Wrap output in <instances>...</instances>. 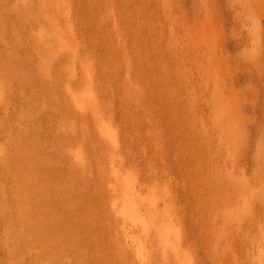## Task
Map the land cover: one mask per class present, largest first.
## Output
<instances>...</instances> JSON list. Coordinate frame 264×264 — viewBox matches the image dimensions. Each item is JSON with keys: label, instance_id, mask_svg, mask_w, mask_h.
Here are the masks:
<instances>
[{"label": "rangeland", "instance_id": "rangeland-1", "mask_svg": "<svg viewBox=\"0 0 264 264\" xmlns=\"http://www.w3.org/2000/svg\"><path fill=\"white\" fill-rule=\"evenodd\" d=\"M216 1L224 10L229 8L227 0ZM190 8V0H0V264H142L143 261V264H160L162 261V264H170L178 257L173 254L171 262L168 259L165 260V251L167 253L171 250L167 247L164 249L165 244L162 246L164 241L160 244V238L165 237V229L162 226H157L160 223L156 222L158 218L171 220L173 214L167 213L168 208L181 211L186 222L180 219V222H177L178 228L179 230L184 229L190 235L188 236L190 240L192 239L190 246L193 247L195 254H198L196 257L198 256L199 264H220L216 254L221 251L228 257L226 264H264L263 186L260 187L259 184L260 188L253 189L251 192L247 189L249 195L244 196L247 192L245 187L248 188L245 183L249 176L247 179L246 176H241L246 179L242 184L244 178L240 179L239 175L241 174L228 173L229 170H226L222 163L219 164L217 170L214 167L212 169L216 172L224 170L223 172H226L227 178L230 179L229 182L237 179L236 176L240 177H238L240 180L237 183L241 182L236 185L227 184L228 186L224 187L225 190L223 187L220 188L221 192L219 189L214 190L215 193L212 190L201 189L199 186L193 185L194 179L191 175L193 167L189 164L188 157L184 158L186 155L184 151L191 150L190 146L192 145V149H195L194 145L198 144V138L203 137L202 123L204 119H208L202 111L201 90H198L195 80L190 78L192 59L185 52L188 35L183 31L187 27L184 25V20H186V11ZM70 49H74L73 52H70ZM78 49H81L80 52ZM101 70L103 72L105 70V74ZM95 79L96 81H94ZM94 87L97 93L94 91ZM240 92L248 95V89L245 86ZM60 102H65V104L68 102L66 104L68 107ZM90 111L92 116L88 113ZM202 118L204 119L202 120ZM85 119L88 122L84 121ZM90 130L97 131V136ZM119 132L122 133L120 135L122 139L119 137ZM91 134L94 135L95 141L98 134L100 137L97 140H103L101 138L103 137V146L100 145L101 140L100 143L94 142L92 137L89 140ZM115 135L120 138L119 148L124 155L114 152L116 149L113 150V148H109L110 151L107 150L104 144L108 142V137L111 139ZM200 135L202 136L198 137ZM234 135H236V137L233 136L234 145L236 141L238 144L235 145V148L238 146L245 150L244 135L237 133ZM123 138H126L125 142H123ZM87 140L91 141L90 145L84 142ZM256 141L249 143L250 147L247 151L249 154L246 152L249 173H254L260 163L257 164L258 158L257 162L254 161L256 159L254 157H257L255 154L259 151V147H255L259 144ZM213 142H207L205 147L207 146L209 149V145L212 146L213 153L218 147L217 152L223 153L224 157L221 158L223 160L229 156L227 151L223 152L226 149L223 150L218 146L219 143L216 144L215 139ZM84 143H86L85 146ZM118 143L116 142V145ZM125 143L128 148L124 147ZM97 144L103 148L102 152H100L102 148L95 150L96 146V149L100 147ZM84 147L88 149L86 151H92V153L89 152V158L82 150L85 149ZM185 148L186 150H184ZM30 150L35 151V161L37 160L36 163L40 168L44 165L45 171L51 169V172L46 171L50 176L49 174L41 175L35 179L36 177L31 171L33 152ZM182 150L184 151L182 152ZM95 151L99 154H96ZM159 151L165 153L166 161H169L167 166L170 167V170H168L173 171L168 173L167 170L170 178H161L162 171L158 166V160H156L158 156H155ZM213 153L208 150L205 152L208 161L211 160ZM251 153H255V156ZM100 154H103L102 157L105 156L103 158H109L102 160ZM125 157L126 159H124ZM109 159H112L113 162L108 161ZM142 159L143 161L153 159V162H143ZM103 165L105 167L110 165V169L106 167L108 171H105ZM46 166L50 168L48 169ZM136 166L138 167L135 168ZM221 166L223 167L221 168ZM254 167L255 169H253ZM135 169L139 170L138 174L141 175L136 174ZM107 172L108 174H106ZM105 174L108 178L111 175L109 178L111 180L107 179ZM93 176L94 178H92ZM97 178L102 182L98 181L99 179L94 180ZM259 179L257 178V180ZM35 181L39 186L35 184ZM146 182L151 183L147 184ZM44 183L46 185H43ZM98 183L102 189L105 183L104 188L107 189L106 192L109 190L110 193L105 194L106 189H103L104 196L100 194L103 193L102 189V192L98 193L100 190V186H97ZM132 184L135 192L133 188L128 190ZM154 184L159 186H157L159 190ZM32 186L36 188L37 195L41 197L34 196L33 202ZM236 188L238 189L236 190ZM44 189L47 195L43 194L45 193ZM92 189L97 193L95 191L92 193ZM157 191H160V194L163 192L162 197ZM222 191L225 193L222 194ZM115 192L118 196L114 195ZM91 194H97L99 199L91 201L93 198V195L92 198L89 196ZM206 195L215 199L212 200L210 196L207 199ZM229 195L231 196L229 197ZM111 197H115V199L112 200ZM217 198L219 202L216 200ZM160 199L162 204L159 209L161 211L155 209V203ZM104 200L107 203L103 204ZM163 202L166 203L163 204ZM212 202L215 204L213 205ZM95 203L101 205L96 207ZM86 204H94L91 205L93 209L86 207ZM101 206L104 213L99 214L104 219H100L101 215L96 216L98 208L102 211ZM117 206L119 207L117 208ZM31 211L37 213H35L38 216L36 220ZM145 211L146 213L143 214ZM86 212H91V215H86ZM83 215L86 216L83 217ZM104 215L112 217V219L109 217L111 221L107 218L108 216ZM209 215L211 216L209 217ZM81 216L84 220L89 219L90 216L91 218L98 217L100 224L97 223V218L96 220L92 218L86 220L84 226ZM211 217L215 221L218 220L217 223ZM172 219H174V223L177 220L174 217ZM201 219L208 223L206 221L203 223ZM33 220L39 222V224L37 223L39 226L46 227L38 226L36 233H33L35 228L33 229L32 226V230H30L29 227L30 223H35ZM103 220L109 226L106 227ZM122 220L130 222L128 229L123 228L120 222ZM148 220L149 222H147ZM88 221L92 222V226ZM41 222L43 224H40ZM93 222L96 224V228L98 226L97 229L93 228ZM63 223L66 224L65 227L68 225L66 230L63 229ZM201 224H203L202 227H200ZM101 226L105 233L114 231L119 234H104L102 230L103 233L100 231ZM110 226L112 229L114 227V230H109ZM116 226L117 229H115ZM136 226L141 229L138 230ZM55 227H58L56 229H59L60 232L55 230ZM83 227L87 230L96 229V232L90 234L94 232L93 229L87 232ZM49 228H53V230L49 231ZM118 229L119 231H115ZM37 230L40 232L38 233ZM54 230L55 232H53ZM205 230L208 232H204ZM155 232L157 233L155 234ZM146 233L149 236L152 234L161 237L153 238L152 235V237H148ZM116 235L120 236L116 239ZM72 238H74L73 241ZM114 240L116 246L112 244L115 242ZM118 242L122 243L119 245ZM130 244L132 245L130 246ZM159 247H163V249ZM130 251L132 252L130 253ZM127 255L130 257L128 258ZM236 258L237 260H235ZM145 260L151 261L145 263Z\"/></svg>", "mask_w": 264, "mask_h": 264}, {"label": "bare ground", "instance_id": "bare-ground-1", "mask_svg": "<svg viewBox=\"0 0 264 264\" xmlns=\"http://www.w3.org/2000/svg\"><path fill=\"white\" fill-rule=\"evenodd\" d=\"M228 1V5H229V8L224 10L223 8L220 7V5L218 4V2L216 0H190L191 2V8L190 10L186 11V16H185V23L184 25L187 26L184 28V32L186 34L187 32V35H188V38L185 42V52L189 54V56L191 57L192 59V62H191V77L190 78H193L195 80V84H197L198 86V90H201V101H202V105H203V110L204 111V115L208 118V119H204L202 118V120L204 119L203 123H202V134H203V137H201L202 135L198 136V137H201L198 138V144L197 145H194L195 146V149H192L193 145L190 146L191 147V150L187 149L186 148L184 150H182V152L184 151L185 152V157H188L189 159V164H191V167L192 168V171H191V175H192V178L194 179V181L191 182L193 183V185H196V186H199L201 189H205V190H212L213 193H215V191H217V189L220 190V188L223 187H226L227 184H238L240 182L237 183V181H239L240 179L242 180V178L244 177H241V176H246V179L247 177L249 176V179H247L246 183H245V178H244V181L242 184L245 183V185L248 187L246 188L245 186H242V187H245V189H249L250 192L251 190L253 191V189H258L260 188L261 186H263L262 190H264V0H227ZM223 2V1H222ZM221 4V3H220ZM224 4V3H223ZM62 5V4H60ZM28 7V6H27ZM64 8V7H63ZM71 10V9H70ZM72 11V10H71ZM70 11V12H71ZM59 17V16H58ZM62 17V16H61ZM71 19V18H70ZM76 31V29H75ZM180 32V31H179ZM72 34V33H71ZM71 36V35H70ZM78 36V35H77ZM186 36V35H185ZM66 37V36H65ZM75 39V38H74ZM75 41V40H74ZM73 43V42H72ZM76 43V42H75ZM75 45V44H74ZM72 47V46H71ZM81 48V46H80ZM71 50V49H70ZM74 50V49H73ZM73 50H71L70 52H73ZM79 50V49H78ZM81 50V49H80ZM79 50V52H80ZM85 50V49H84ZM183 50V49H182ZM83 51V50H82ZM81 51V52H82ZM56 52V51H55ZM66 52V51H65ZM50 55V54H49ZM71 56H73L72 54H70ZM76 56V55H75ZM74 56V57H75ZM82 56V55H81ZM91 56V55H90ZM69 58V57H68ZM83 58V57H82ZM84 59V58H83ZM82 59V60H83ZM93 59V58H92ZM81 60V61H82ZM68 61V60H67ZM79 61V60H78ZM85 61V60H84ZM60 62V61H59ZM70 62V61H69ZM87 62V61H86ZM85 62V63H86ZM62 63V62H61ZM76 63V62H75ZM78 63V62H77ZM96 63V62H95ZM65 65V64H64ZM90 65V64H89ZM96 65V64H95ZM80 67V66H79ZM89 67V66H88ZM77 68V67H76ZM81 68V67H80ZM79 68V69H80ZM101 68V67H100ZM84 69V68H83ZM78 70V69H77ZM53 71V70H52ZM82 71V69H81ZM100 71V70H99ZM102 71V70H101ZM54 72V71H53ZM103 72V71H102ZM105 72V70H104ZM103 72V73H104ZM108 72V71H107ZM135 72V71H134ZM65 73V72H64ZM68 73V72H67ZM82 73H84L82 71ZM80 74V73H79ZM98 74H100V72H98ZM102 74V73H101ZM105 74V73H104ZM35 75V74H34ZM51 75V74H49ZM84 75V74H83ZM97 75V74H96ZM108 75V74H107ZM112 75V74H111ZM123 75V74H122ZM101 76V75H99ZM106 76V75H104ZM79 77V76H78ZM82 77V76H81ZM133 77V76H132ZM39 78V77H38ZM86 78V77H84ZM83 79V78H82ZM110 79V78H109ZM109 79H107L109 81ZM76 80V78H75ZM111 80V79H110ZM193 80V81H194ZM81 81V80H80ZM96 81V79L94 80ZM93 81V82H94ZM101 81V80H99ZM104 81V80H103ZM71 82V81H70ZM113 82V81H112ZM192 82V80H191ZM148 83V82H147ZM72 84V83H71ZM79 84V83H78ZM102 84V83H101ZM110 84V83H109ZM108 84V86H109ZM192 85V83H190ZM194 84V83H193ZM53 85V84H52ZM82 85V84H81ZM73 86V85H72ZM113 86V85H111ZM196 86V85H195ZM246 87L248 89V95L247 93L246 94H241L240 90L243 88V87ZM190 87V86H189ZM192 88V86L190 87ZM194 88V87H193ZM147 90V89H145ZM144 90V91H145ZM193 90V89H192ZM94 91L96 92V89L94 87ZM109 91V90H108ZM195 91V90H194ZM110 92V91H109ZM114 92V91H113ZM147 92V91H146ZM196 92V91H195ZM246 92V91H245ZM97 93V92H96ZM189 93V92H188ZM127 94V93H126ZM191 94V93H190ZM91 95V94H90ZM98 95V94H97ZM92 96V95H91ZM126 96V95H125ZM148 96V95H147ZM192 96V95H191ZM143 97V96H142ZM189 97V96H188ZM196 97V96H195ZM106 98V97H105ZM110 98V97H109ZM139 98V97H138ZM146 98V97H145ZM174 98V97H172ZM184 98V97H183ZM90 99V98H89ZM177 99V98H176ZM88 100V99H87ZM120 100V99H119ZM172 100V99H171ZM197 100V98H196ZM61 101V100H60ZM64 101V100H63ZM99 101V100H98ZM178 101V100H177ZM191 101V100H190ZM62 102V101H61ZM60 102V103H61ZM89 102V101H88ZM100 102V101H99ZM135 102V101H134ZM176 102V101H175ZM193 102V101H192ZM68 102H66L67 104ZM73 103V102H72ZM61 104H65V102L61 103ZM65 104V105H66ZM179 104V103H178ZM64 105V106H65ZM83 105V104H82ZM85 105V104H84ZM131 105V104H130ZM135 105V104H134ZM201 105V104H199ZM67 106V105H66ZM190 106V105H189ZM68 107V106H67ZM84 107V106H83ZM132 107V106H131ZM200 107V106H199ZM90 108V107H89ZM101 108V107H100ZM193 109V107H191ZM82 109V108H81ZM85 109V107H84ZM88 109V108H86ZM92 109V108H90ZM149 109V108H148ZM163 109V108H162ZM76 110V109H75ZM78 110V109H77ZM89 110V109H88ZM87 110V111H88ZM143 110V108H142ZM156 110V109H155ZM194 110V109H193ZM192 110V111H193ZM198 110V109H197ZM79 111V110H78ZM81 111V110H80ZM85 111V110H84ZM93 111V109L91 110ZM90 112L89 115H90ZM95 111V110H94ZM195 111V110H194ZM191 112V111H190ZM77 113V112H76ZM147 113V112H146ZM180 113V112H179ZM193 113V112H192ZM195 113V112H194ZM81 114V113H80ZM87 114V113H86ZM116 114H118L116 112ZM175 114V113H173ZM199 114V113H198ZM74 115V113H73ZM84 115V114H82ZM172 115V114H171ZM187 115V114H186ZM189 115V114H188ZM195 115V114H194ZM193 115V116H194ZM203 115V117H204ZM92 116V115H90ZM95 116V115H94ZM200 116V115H199ZM198 116V117H199ZM85 117V115H84ZM88 117V116H87ZM104 117V116H103ZM152 117V116H150ZM154 117V116H153ZM189 117V116H188ZM205 117V118H206ZM95 118V117H94ZM142 118V117H141ZM159 118V117H158ZM178 118V117H176ZM196 118V117H194ZM201 118V117H200ZM92 119V118H91ZM143 119V118H142ZM153 119V118H152ZM151 119V120H152ZM89 120V119H87ZM154 120V119H153ZM168 120H171V119H168ZM175 120V119H174ZM201 120V122H202ZM86 121V119L84 120ZM83 121V122H84ZM97 121V120H96ZM113 121V120H112ZM184 121V120H183ZM188 121V120H187ZM192 121V120H191ZM88 122V121H86ZM93 122V121H92ZM147 122V121H146ZM190 122V121H189ZM200 122V121H199ZM198 122V124H199ZM97 123V122H96ZM144 123V122H143ZM186 123V122H185ZM85 124V123H84ZM156 124V123H155ZM184 124V123H183ZM182 124V125H183ZM193 124V123H191ZM180 125V124H179ZM188 125V124H187ZM194 125V124H193ZM113 126H115L113 124ZM157 126V124H156ZM162 126V125H161ZM190 123H189V127H190ZM195 126V125H194ZM193 126V127H194ZM196 127V126H195ZM201 127V126H200ZM90 128V127H89ZM163 128V127H162ZM185 128H188L185 126ZM192 128V127H191ZM198 128V127H197ZM85 129V128H84ZM193 129V128H192ZM88 130V129H87ZM95 130V129H94ZM180 130V129H179ZM196 130V128H195ZM198 130V129H197ZM77 131V130H76ZM91 131V130H90ZM89 131V133H90ZM120 131V130H119ZM144 131V130H143ZM155 131V130H154ZM165 131V130H164ZM191 131V130H190ZM201 131H198L199 133H201ZM81 132V131H80ZM93 132V130L91 131ZM97 131H94L93 133H95V136H97L96 133ZM82 133V132H81ZM141 133V132H140ZM166 133V132H165ZM235 133L237 134H240V135H244L245 137V142H246V146L244 147L245 150L241 147H236L235 148V145H238L237 144V139H234L236 142H235V145H234V141H233V136L236 137V135H234ZM122 134V133H121ZM120 132H119V137L122 139V137L120 136L121 135ZM189 135V134H187ZM191 135V133H190ZM199 135V134H198ZM94 136V135H93ZM92 134L90 135L89 137V140L90 138L92 140H94L95 137H93ZM146 136V135H145ZM183 136V135H182ZM193 136V135H192ZM99 134H98V137L99 138ZM117 135L113 136V138H109L108 137V142L104 143L106 145V148L107 150H109V148H113V150H115L114 152L116 153H120L122 154L120 148H119V144L118 142H120V138H119ZM96 138V141L94 140V142L96 143H100V140H97ZM103 140L104 138L101 137ZM190 138V136H189ZM239 138V137H237ZM242 138V137H240ZM124 139V138H123ZM126 139V138H125ZM125 139L123 142H125ZM215 139V142L216 144H218V146L225 150L223 152H226L227 151V155H229L228 157H226L224 160L221 159L223 158V153L221 152H217L218 150V147L216 152L213 153L214 151H212L210 145H209V149L208 147L206 146L205 147V144H208L210 141L212 143L213 140ZM84 141L86 142L87 144L90 145L91 141ZM103 140H101V144L103 146ZM240 140V139H239ZM257 140V141H256ZM251 141L253 142H258L259 144L255 145V147H259V151H255V155H257V157H254V161L257 162V164L259 163V167H260V164H261V167H257V169H255V167L253 169H255V172L254 173H249V167H248V162H247V159H246V156L247 154H249L248 149H249V143H251ZM116 142L118 143V145H116ZM128 143V141H126ZM159 142V141H158ZM208 142V143H207ZM86 143H84V146L86 145ZM95 143V144H96ZM83 144V143H82ZM94 145V144H93ZM98 146H100L99 144H97ZM129 145V144H127ZM165 145V144H164ZM163 145V146H164ZM178 145V144H177ZM43 146V145H42ZM83 146V145H82ZM88 146V145H87ZM121 146V145H120ZM124 146V145H123ZM240 146V144H239ZM243 146V145H242ZM124 147H127L126 146V143H125V146ZM123 147V148H124ZM149 147V146H148ZM213 147H214V144H213ZM85 149H82L84 150V153L86 155L87 158L90 157V153H92V151H86L88 149H86V147H84ZM97 146L95 147V150H99V148H102L101 146L98 147V149H96ZM105 148V146H104ZM105 148V149H106ZM128 148V147H127ZM132 148V147H131ZM134 148V147H133ZM132 148V149H133ZM161 148V147H160ZM181 148V147H180ZM207 148V149H206ZM30 149V148H29ZM93 149V148H92ZM130 149V148H129ZM128 149V150H129ZM157 149V148H156ZM221 149H219L221 151ZM257 149V150H258ZM90 150V149H89ZM94 150V149H93ZM103 148L101 149L100 152H102ZM160 150V149H159ZM164 150V148H163ZM207 150L211 153H213L212 157H211V160L208 161L207 159V155L205 154V152H207ZM110 151V150H109ZM124 151V150H123ZM254 151V150H253ZM30 152H33L32 155H31V158H32V163H31V171L34 173L35 175V179H37V177L39 176H44V175H48L49 173H46L47 172H51V169L48 168V166H46L49 171L46 169V171L44 170L43 166H41V168L37 165L36 161H35V158H36V153L35 151L33 150H30ZM90 152V153H89ZM97 151H95L96 153ZM99 152V151H98ZM105 152V150H104ZM139 152V151H138ZM247 152V154H246ZM93 153V154H95ZM107 153V152H106ZM113 153V151H112ZM125 153V152H124ZM137 153V152H136ZM140 153V152H139ZM169 153V152H167ZM96 154H99V153H96ZM105 154V153H104ZM142 154V153H141ZM147 154V153H146ZM179 154V153H178ZM182 154V153H181ZM226 154V153H225ZM253 154V153H251ZM253 154V155H254ZM100 158L105 159L106 158H109V157H106V158H103L105 156L102 157L103 154H100ZM112 155V154H111ZM115 156L117 154H114ZM124 155V154H122ZM158 156L156 160H158V166L159 168L161 169L162 171V177H167V178H170L168 177V173L170 172L168 166H167V162L166 161V154L159 151L157 154H155V156ZM165 155V157H164ZM254 155V156H255ZM93 156V155H92ZM108 156V155H107ZM120 156V155H119ZM152 156V155H151ZM182 156V155H181ZM184 156V155H183ZM182 156V157H183ZM94 157V156H93ZM96 157V155H95ZM99 157V156H97ZM124 157V156H123ZM140 157V156H139ZM167 157H169V155H167ZM248 157V156H247ZM98 158V159H100ZM136 158V156H135ZM142 158V157H141ZM140 158V159H141ZM146 158V157H145ZM151 158V157H150ZM155 158V157H154ZM220 158V159H219ZM250 158V157H249ZM258 158V160H257ZM86 159V158H85ZM92 159V158H91ZM94 159V158H93ZM117 159V158H116ZM115 159V160H116ZM126 159V157L124 158ZM128 159V158H127ZM147 159V158H146ZM173 159V158H172ZM171 159V160H172ZM182 159V158H181ZM252 159V157H251ZM87 160V159H86ZM90 160V159H89ZM97 160V159H96ZM104 160V161H105ZM153 160V159H152ZM152 160H146L147 163L151 162ZM155 160V161H156ZM170 160V161H171ZM226 160V161H225ZM108 161H112V159L108 160ZM107 161V162H108ZM143 161V159H142ZM146 161H143V162H146ZM154 161V162H155ZM188 161V160H187ZM225 161V162H223ZM113 162V161H112ZM140 163H142L141 161H139ZM153 162V161H152ZM172 162V161H171ZM250 162V161H249ZM253 162V161H252ZM89 163V162H88ZM87 163V165H88ZM118 163V161H117ZM126 165L128 163V160L127 162H125ZM224 164V168L226 167V170H229L228 173L232 174V175H236L237 173H240L241 175L239 176H236L237 179L235 178L234 180H231L230 182L228 180H230L229 178H227L226 176V172L224 173L223 171L224 170H221L222 172H216L215 170H213L212 168L214 167L216 170L217 168H219V164ZM102 164V163H101ZM106 164V163H105ZM108 164V163H107ZM152 164V163H151ZM188 164V163H187ZM256 164V163H255ZM99 165V163H98ZM124 165V164H122ZM254 165V164H252ZM251 165V166H252ZM104 166V165H103ZM110 166V165H109ZM109 166L106 167L108 169ZM115 166V165H114ZM113 166V167H114ZM118 166V165H117ZM133 166V165H132ZM263 166V167H262ZM45 167V168H46ZM96 167V166H95ZM105 167V166H104ZM102 167V168H104ZM104 168V170L106 171L107 168ZM120 167V166H119ZM123 167H127V166H123ZM138 166H136L135 168H137ZM173 167V166H172ZM180 167V166H179ZM189 166V168H191ZM223 166H221L222 168ZM253 167V166H252ZM128 168V167H127ZM133 168V167H132ZM188 168V169H189ZM251 168V167H250ZM99 169V168H98ZM100 169H101V166H100ZM131 169V167H130ZM134 169V168H133ZM140 169V168H139ZM169 169V170H168ZM88 170V169H87ZM103 170V169H102ZM127 170V169H126ZM141 170V169H140ZM167 170H168V173H167ZM252 170V169H251ZM104 171V173H105ZM108 171V170H107ZM110 171V170H109ZM136 174H138L139 170H136L135 169ZM153 171V170H152ZM178 171V170H177ZM240 171V172H239ZM242 171V173H241ZM103 172V171H102ZM131 172V171H130ZM173 172V171H171ZM170 172V173H171ZM110 173V172H109ZM124 173V172H123ZM122 173V174H123ZM140 173V172H139ZM157 173V172H156ZM160 173V172H159ZM176 173V172H175ZM190 173V172H189ZM108 174V172L106 173ZM106 174L104 176H106ZM153 174V173H152ZM151 174V175H152ZM103 174H101V177ZM121 175V174H120ZM132 175V174H131ZM138 175H141V174H138ZM137 175V176H138ZM143 175V173H142ZM154 175V174H153ZM152 175V176H153ZM189 175V174H188ZM50 176V174H49ZM111 175H109V178H110ZM118 176V175H117ZM122 176V175H121ZM156 176V174L154 175ZM252 176V179H250V177ZM98 177V176H97ZM100 177V178H101ZM107 179L108 176H106ZM141 177V176H140ZM150 177V176H149ZM181 177V176H180ZM234 177V176H233ZM240 179H239V178ZM44 178V177H43ZM43 178L41 179L42 182H43ZM94 178V176L92 177ZM91 178V180H92ZM120 178V177H118ZM151 178V177H150ZM154 178V177H153ZM156 178V177H155ZM154 178V179H155ZM182 178V177H181ZM257 178H260L259 180H257ZM46 179V178H45ZM50 179V177H49ZM99 178L97 179H94V180H98ZM106 179V178H105ZM104 179V180H105ZM122 179V177H121ZM153 179V180H154ZM189 179V178H188ZM191 179V178H190ZM103 180V181H104ZM111 180V179H109ZM108 180V182H109ZM113 180V179H112ZM164 180V179H163ZM98 181H101L100 179ZM146 179L144 180V183H145ZM158 181V180H157ZM160 181V180H159ZM158 181V182H159ZM37 181H35V184ZM102 182V181H101ZM112 182V181H111ZM100 183V182H99ZM98 183V184H99ZM115 183V182H114ZM119 183V182H118ZM147 183V182H146ZM149 183V182H148ZM147 183V184H148ZM151 183V182H150ZM149 183V184H150ZM161 184L163 182H160ZM195 183V184H194ZM101 184V183H100ZM97 185L98 187L100 186ZM171 184V183H170ZM259 184H260V187H259ZM32 185V184H31ZM34 185V184H33ZM38 185V184H37ZM35 185V186H37ZM43 185H46L45 183ZM105 185V183H104ZM104 185H103V189L105 190L106 188H104ZM106 185L108 186V184L106 183ZM136 185V184H135ZM152 185V184H151ZM150 185V186H151ZM240 185V184H239ZM39 186V185H38ZM117 186V184H116ZM120 186V185H119ZM149 186V185H148ZM154 186H156L154 184ZM158 186V185H157ZM156 186V187H157ZM228 186V185H227ZM238 186V185H237ZM241 186V185H240ZM239 186V187H240ZM31 187V186H30ZM109 187V186H108ZM107 187V188H108ZM121 187V186H120ZM124 187V186H123ZM122 187V188H123ZM146 187V186H145ZM153 187V186H151ZM159 187V186H158ZM157 187V189H158ZM197 187V188H199ZM241 187V188H242ZM42 188V187H41ZM45 188V187H43ZM121 188V189H122ZM133 188V191L135 192V188H134V185L132 184V187L128 188V190L132 189ZM38 189V188H37ZM97 190V187L95 188ZM99 192L100 191L102 192V187L100 186L99 187ZM102 189V190H101ZM110 189V188H108ZM156 189V188H155ZM226 189V188H225ZM224 189V190H225ZM231 189V188H230ZM238 188H236L237 190ZM48 190V189H47ZM74 190V189H73ZM96 190H93L92 189V193H94L93 191H95V193H97ZM104 190H103V193H100L101 195L104 196ZM120 190V189H118ZM159 190V189H158ZM174 190V187L172 189V191ZM215 190V191H214ZM229 190V189H228ZM39 191V190H37ZM43 191V190H42ZM45 193H46V190L44 189ZM43 191V192H44ZM107 189L105 190V194L108 195V192H106ZM123 191V190H122ZM162 191V190H161ZM211 191V193H212ZM233 191V190H232ZM41 193V189L39 191ZM124 192V191H123ZM128 192V191H126ZM142 192V191H141ZM159 192V195H161L162 197V194L163 192H161L160 194V191H157ZM219 192V191H218ZM221 192V190H220ZM219 192V194H220ZM224 194L225 192L222 191ZM31 193H32V202H33V199H35L34 196L37 195V192H36V188L32 186L31 188ZM43 193L44 195H47V193L45 194ZM90 193V192H89ZM110 193V192H109ZM114 193V192H113ZM117 192H115V196H118L116 195ZM203 193V192H202ZM205 193V192H204ZM203 193V194H204ZM210 193V191H209ZM212 193V194H213ZM229 193V191H228ZM49 194V193H48ZM98 194V195H100ZM120 194V192H119ZM143 194V193H142ZM150 194V192H149ZM174 194V193H172ZM201 194V193H200ZM207 194V193H206ZM211 194V195H212ZM218 194V196H219ZM93 194L89 195L90 197L92 196ZM97 194H94L93 195V198L91 199L92 200H96ZM113 195V196H114ZM137 195V194H136ZM214 195V194H213ZM212 195V196H213ZM235 195V194H234ZM237 195V194H236ZM249 195V191L247 190V192H245L244 196H248ZM251 195V193H250ZM70 196V195H69ZM96 196V197H95ZM110 196V195H109ZM107 196V197H109ZM182 196V195H181ZM208 196L210 195H206L207 199ZM212 196H210L212 198ZM221 196V195H220ZM225 196V195H224ZM231 195H229L230 197ZM36 197H40V196H36ZM71 197V196H70ZM95 197V198H94ZM100 197V196H99ZM106 197V198H107ZM150 197V195H149ZM152 197V195H151ZM164 197V196H163ZM169 197V196H168ZM217 197V196H216ZM235 197V196H234ZM233 197V198H234ZM41 198V197H40ZM44 198V197H43ZM110 198V197H109ZM112 198V197H111ZM115 199V197H113ZM112 198V200H113ZM137 198V197H136ZM203 198V197H202ZM205 198V197H204ZM203 198V199H204ZM219 198V197H218ZM218 198L216 200H218ZM222 198V197H221ZM239 198V197H238ZM90 199L88 200L90 202ZM99 199V198H97ZM105 199V198H104ZM134 199V198H133ZM140 199V198H139ZM176 199V197H175ZM202 199V200H203ZM215 198H212V200H214ZM223 199V198H222ZM107 200V199H106ZM219 200H221L219 198ZM218 200V202H219ZM240 200V199H239ZM238 200V201H239ZM101 201V199H100ZM99 201V202H100ZM109 201V199H108ZM121 201V200H120ZM166 201V200H165ZM175 201V200H174ZM173 201V202H174ZM177 201V200H176ZM206 201V200H204ZM210 201V200H209ZM223 201V200H222ZM236 201V200H235ZM88 202V203H89ZM95 202V201H93ZM105 200L102 202L104 204ZM172 202V203H173ZM185 202V201H184ZM216 202V205H218ZM232 202V201H231ZM38 203V202H37ZM101 203V202H100ZM107 203V202H105ZM166 202H163V204H165ZM179 203V202H178ZM213 203V202H212ZM221 203V201H220ZM229 203V202H228ZM237 203V202H235ZM32 204H35V203H32ZM143 204V203H142ZM161 199L160 200H157L156 203H155V209L156 210H160L159 208L161 207ZM201 204V203H200ZM215 203H213L214 205ZM240 204V203H238ZM237 204V205H238ZM87 205V204H86ZM91 205H94V204H90V205H87L86 207L88 208H91L93 209ZM96 207L97 205H101V204H96ZM109 205V203H108ZM139 205V204H138ZM145 205V204H144ZM147 205V204H146ZM174 205V203H173ZM212 205V204H211ZM215 205V206H216ZM222 205V204H221ZM220 205V206H221ZM35 206V205H34ZM33 206V207H34ZM80 206V205H79ZM91 206V207H89ZM105 207V205H102ZM101 206V208H102ZM180 206V204H179ZM178 206V207H179ZM185 206V204H184ZM210 206V205H209ZM219 206V207H220ZM84 207V206H83ZM95 207V206H94ZM96 207H95V210H96ZM100 207V206H99ZM119 206H117L118 208ZM145 207V206H144ZM147 207V206H146ZM145 207V208H146ZM164 207V206H163ZM177 207V208H178ZM213 207V206H212ZM106 208H107V205H106ZM109 208V206H108ZM140 208V206H139ZM152 208V207H151ZM188 208V207H187ZM214 208V207H213ZM217 208V207H216ZM226 208V207H225ZM253 208V207H252ZM260 208V207H259ZM37 209V208H35ZM100 209V208H98ZM98 209H97V215H101L99 213H104L103 211V208H102V211L101 209L99 210L100 212H98ZM105 209V208H104ZM219 209V208H218ZM223 209V208H222ZM221 209V210H222ZM94 210V212H95ZM108 210V209H107ZM147 210V209H146ZM153 210V209H152ZM217 210V209H216ZM250 210V209H249ZM36 211V210H35ZM89 211V210H88ZM87 211V212H88ZM93 211V210H92ZM109 211V210H108ZM154 211V210H153ZM161 211V210H160ZM206 211V210H204ZM35 215L34 211H31V214ZM85 213L86 215L90 214V213ZM105 212H106V209H105ZM131 212V211H130ZM140 212V211H139ZM207 212V211H206ZM212 212V211H211ZM217 212V211H216ZM225 212V211H224ZM223 212V214H224ZM78 213V212H77ZM102 213V214H103ZM113 213V212H112ZM146 211L143 213L145 214ZM152 213V212H151ZM155 213V212H154ZM167 213L168 214H173L172 216L175 218V220H179L174 223V219L170 218L171 220H167L165 218H158L156 220L157 224L160 223L159 225L157 226H162L165 231H164V235L165 237L160 238L161 236L160 235H155V236H160V241L162 244L163 242V245L165 244V248H169L171 251H165V260L168 259L169 262H171V260L173 259L172 255L174 254L175 256H177L178 258L175 259V260H172V262L170 264H199L198 263V259L196 257V255L198 254H195L196 252L193 250V247L190 246V242L191 240L189 239L188 236H190L189 234H187L185 232V230H179L178 228V225H177V222H180V219L181 221H183V215L181 214V211H179L178 209H175L172 210V209H167ZM200 213V212H199ZM204 212L202 211V214ZM209 213V211H208ZM37 214V213H36ZM74 214V213H73ZM106 214V213H105ZM132 214V213H131ZM159 214V213H158ZM215 214V213H214ZM220 214V213H219ZM86 215H83V217H85ZM91 215V214H90ZM150 215V213H149ZM208 215V214H207ZM254 215V214H253ZM252 215V216H253ZM256 215V214H255ZM104 216H108V215H104ZM137 216V215H136ZM143 216V215H142ZM157 216V215H155ZM189 216V215H188ZM201 216V215H200ZM205 216V215H204ZM203 216V219H205ZM211 215H209L210 217ZM213 216V215H212ZM223 216V215H222ZM250 216V215H249ZM259 216V215H258ZM34 217V216H33ZM36 216L35 215V220H36ZM81 216V218H83ZM102 217V215H101ZM110 216H108L107 218H109ZM115 217V216H114ZM147 217V216H146ZM163 217V216H162ZM214 217V216H213ZM211 217V218H213ZM257 217V215H256ZM78 218V217H77ZM88 218V216H87ZM93 219L98 220V217H92ZM91 216L89 219H92ZM106 218V219H107ZM112 219V217H110ZM109 218V219H110ZM117 218V217H116ZM116 218H114V220H116ZM125 218V217H124ZM202 218V217H201ZM89 219H86V220H89ZM100 219H104L103 217L100 218ZM111 219L109 221H111ZM152 219V217H151ZM187 219V218H186ZM258 219V218H257ZM39 220V219H38ZM86 220H84L83 218V225L84 223L86 222ZM95 220H91V221H95ZM118 220V219H117ZM150 220V219H149ZM149 220L147 222H149ZM198 220V219H197ZM202 220V219H201ZM209 220V219H207ZM214 220V218L212 219ZM211 220V221H212ZM222 220V219H221ZM219 220V221H221ZM226 220V219H225ZM31 221V220H30ZM67 221V220H66ZM104 221V220H103ZM185 221V220H184ZM193 221V220H192ZM206 221V220H205ZM204 221V222H205ZM218 221V220H217ZM217 221L214 220L215 223H217ZM255 221V220H254ZM261 221V220H260ZM32 222V221H31ZM33 222L35 223H30L29 227H30V230H32V228L35 230L33 231V233H36V229L38 228V224L39 222L37 221H34ZM99 222V223H98ZM105 222V221H104ZM108 222V221H107ZM117 222V221H116ZM121 224L123 225V228L124 229H128L129 228V223L125 220H122L120 221ZM186 222V221H185ZM201 222V221H200ZM203 222V220H202ZM203 222V223H204ZM208 223V221H206ZM223 222V221H222ZM257 222V220H256ZM38 223V224H37ZM66 223V222H64ZM63 223V224H64ZM88 223H90V226H92V222L88 221ZM87 223V224H88ZM98 224H100V221L98 220L97 221ZM115 223V222H113ZM213 223V222H212ZM259 223V221H258ZM257 223V224H258ZM40 224H43L42 222ZM86 224V223H85ZM94 224V222H93ZM106 224V222H105ZM118 224V223H116ZM116 224H113L114 226ZM219 224V222H218ZM224 224V222H223ZM252 224V223H251ZM66 224H64V228L63 229H67ZM96 224L93 225V228H96L95 226ZM111 225V224H110ZM112 225V226H113ZM203 224H201L200 227H202ZM214 225V224H213ZM213 225L211 226L213 228ZM256 225V224H255ZM33 226V227H32ZM43 226V225H42ZM85 226V225H84ZM103 226V225H102ZM102 226L99 228L100 231L102 230ZM109 226L106 224V227ZM133 226V225H132ZM206 226V225H205ZM216 228H217V225L215 224ZM214 226V227H215ZM245 226V225H243ZM247 226V225H246ZM253 226V225H252ZM32 227V228H31ZM41 227V226H39ZM43 227H46V226H43ZM41 227V228H43ZM86 227L88 228V226L86 225ZM105 227V228H106ZM119 227V226H118ZM137 227V226H136ZM152 227V225H151ZM189 227V226H188ZM208 227V226H207ZM58 227H55V230L59 231V229H56ZM62 229V227H60ZM69 228V227H68ZM87 228L83 229L84 230H87ZM93 228L89 229L90 230H87V232L91 231ZM98 228V226H97ZM96 228V229H97ZM108 228H111L109 230H114V227L112 229V227H108ZM138 230L141 229L140 227H137ZM142 228H145V227H142ZM185 228V227H184ZM206 228V227H205ZM209 228V227H208ZM219 228V227H218ZM50 229L53 230V228H49V231ZM62 229V230H63ZM70 229V228H69ZM82 229V230H83ZM96 229H93L94 232H91L90 234L92 233H95L96 232ZM115 229H117V226L115 227ZM155 229V228H154ZM204 229V228H203ZM227 229V228H226ZM225 229V230H226ZM246 229V228H245ZM38 230H41V229H38ZM37 230V231H38ZM55 230L53 232H55ZM104 230V229H103ZM102 230V231H103ZM108 230V229H107ZM151 230V229H150ZM150 230H149V233H150ZM159 230V229H158ZM210 230V229H209ZM215 230V229H213ZM217 230V229H216ZM56 231V233H57ZM64 231V230H63ZM101 231V232H102ZM105 231V230H104ZM103 231V232H104ZM115 231H119L118 230H115ZM131 231V230H130ZM129 231V232H130ZM142 231V230H140ZM153 231V229H152ZM151 231V233H152ZM40 231H38L39 233ZM76 232V231H75ZM79 232V231H78ZM85 233V231H83ZM86 232V233H87ZM102 232V233H103ZM107 232V231H106ZM128 232V233H129ZM133 232V230H132ZM135 232V231H134ZM158 232V231H157ZM155 232V234L157 233ZM163 232V231H161ZM204 232H208V231H204ZM203 232V233H204ZM215 232V231H214ZM32 233V234H33ZM55 233V234H56ZM67 233V232H65ZM77 233V232H76ZM108 233V232H107ZM104 232V234H107ZM110 231H109V235H110ZM113 233H118L119 232H114ZM111 233V234H113ZM121 233V232H120ZM202 233V232H201ZM253 233V232H252ZM58 234V233H57ZM63 234V232H62ZM73 234V233H72ZM88 234V233H87ZM136 234V233H135ZM140 234V233H139ZM143 234V233H142ZM147 234V233H146ZM153 234V233H152ZM150 234H147L148 237H152L153 238L155 237L154 235ZM161 234V233H160ZM83 235V234H82ZM115 235V234H113ZM144 235V234H143ZM152 235V236H151ZM217 235V234H216ZM36 236V235H35ZM84 236V235H83ZM108 236V235H106ZM118 236L120 235H116V239L118 238ZM145 236V235H144ZM206 236V234H205ZM86 237V236H85ZM36 238H38L36 236ZM67 238V237H66ZM65 238V239H66ZM71 238V237H70ZM152 238V239H153ZM158 238V240H159ZM74 238H72L71 240L73 241ZM115 239V240H116ZM121 239V238H120ZM119 239V240H120ZM144 239V238H143ZM162 239V240H161ZM39 240V239H38ZM68 240V239H67ZM114 240V241H115ZM118 240V241H119ZM122 240V239H121ZM134 240V239H133ZM157 240V238H156ZM190 240V241H189ZM211 240V239H210ZM71 241V242H72ZM150 241V240H149ZM68 242V241H67ZM75 242V240H74ZM73 242V243H74ZM123 242V240H122ZM122 242H118V244L120 245V243ZM148 242V241H147ZM151 242V241H150ZM153 242V241H152ZM124 243V242H123ZM159 243V242H158ZM197 243V242H196ZM114 246H116V241L114 243ZM116 244V245H115ZM125 244V243H124ZM155 244V243H154ZM153 244V245H154ZM238 244V243H237ZM240 244V243H239ZM118 245V246H119ZM132 244H130L131 246ZM151 245V244H150ZM152 246V245H151ZM235 246V245H234ZM233 246V247H234ZM148 247V246H147ZM192 247V248H191ZM200 247V246H199ZM160 248V247H159ZM197 248V247H196ZM206 248V247H205ZM239 248V247H238ZM147 249V248H146ZM160 249H163L160 248ZM247 249V248H246ZM132 250V249H131ZM159 250V249H158ZM200 250V249H198ZM234 250V249H233ZM127 251V250H126ZM218 251H219V248H218ZM236 251L238 252V250L236 249ZM122 252H125V251H122ZM128 252V251H127ZM132 251H130L131 253ZM136 252V251H135ZM144 252V251H143ZM200 252V251H199ZM240 252V251H239ZM126 253V252H125ZM129 253V254H130ZM154 253V252H152ZM160 255L162 254L161 253V250H160ZM217 253V252H216ZM69 254V253H68ZM158 254V253H157ZM156 254V256H157ZM200 254V253H199ZM204 254V253H203ZM124 255V254H123ZM144 255V254H143ZM245 255V254H244ZM128 256V255H127ZM135 255L133 254V257ZM241 256V255H240ZM69 257V256H68ZM130 256H128L129 258ZM132 257V255H131ZM132 257V258H133ZM181 257H184V259H181ZM200 257V256H199ZM211 257V256H210ZM216 257H218L219 261L221 262L220 264H226L228 263V257L226 255V253H223L222 251L221 252H218L216 254ZM125 258V257H124ZM147 258H149V256L147 255ZM153 258V257H152ZM158 258V257H157ZM156 258V259H157ZM202 258V257H201ZM117 259V258H116ZM151 259V257H150ZM162 259V258H161ZM217 259V258H216ZM131 260V259H129ZM140 260V259H139ZM158 260V259H157ZM164 260V259H163ZM164 260V261H165ZM237 260V258L235 259ZM234 260V261H235ZM239 260V259H238ZM81 261V260H80ZM133 261V260H132ZM135 261V260H134ZM147 261H151V260H147ZM145 260V263L147 262ZM200 261V260H199ZM128 262V261H127ZM153 262V261H152ZM163 262V261H162ZM162 262L160 264H162ZM130 263V262H129ZM144 263V261H143ZM142 263V264H143ZM151 263V262H150ZM154 263V262H153ZM238 263V262H237ZM131 264V263H130ZM134 264V263H133ZM149 264V263H147ZM166 264V263H165ZM168 264V263H167ZM206 264V263H205ZM231 264V263H230ZM239 264V263H238ZM241 264V263H240Z\"/></svg>", "mask_w": 264, "mask_h": 264}]
</instances>
